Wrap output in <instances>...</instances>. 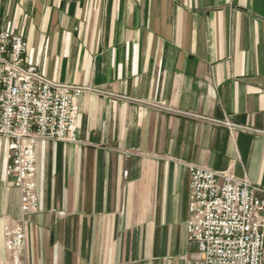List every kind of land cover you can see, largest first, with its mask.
Listing matches in <instances>:
<instances>
[{
  "label": "crops",
  "instance_id": "1",
  "mask_svg": "<svg viewBox=\"0 0 264 264\" xmlns=\"http://www.w3.org/2000/svg\"><path fill=\"white\" fill-rule=\"evenodd\" d=\"M0 29L90 89L77 141L35 146L26 264H184L189 164L264 187V0H0ZM8 150L0 136V260L20 213Z\"/></svg>",
  "mask_w": 264,
  "mask_h": 264
},
{
  "label": "built area",
  "instance_id": "2",
  "mask_svg": "<svg viewBox=\"0 0 264 264\" xmlns=\"http://www.w3.org/2000/svg\"><path fill=\"white\" fill-rule=\"evenodd\" d=\"M26 52L22 36L0 29V136L9 141L5 172L19 191L20 211L2 227L6 254L0 264H26L27 217L39 201L36 144L76 142L75 99L90 90L45 78L37 66L27 63ZM188 169L185 226L196 252L184 264H264V187L227 171L193 164Z\"/></svg>",
  "mask_w": 264,
  "mask_h": 264
},
{
  "label": "rangeland",
  "instance_id": "3",
  "mask_svg": "<svg viewBox=\"0 0 264 264\" xmlns=\"http://www.w3.org/2000/svg\"><path fill=\"white\" fill-rule=\"evenodd\" d=\"M26 237H27V232H26Z\"/></svg>",
  "mask_w": 264,
  "mask_h": 264
}]
</instances>
